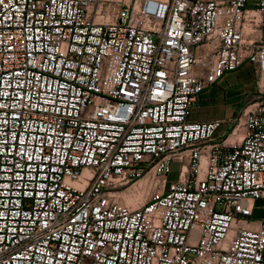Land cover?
I'll use <instances>...</instances> for the list:
<instances>
[{"label":"built area","instance_id":"built-area-1","mask_svg":"<svg viewBox=\"0 0 264 264\" xmlns=\"http://www.w3.org/2000/svg\"><path fill=\"white\" fill-rule=\"evenodd\" d=\"M245 64L264 0H0V264H264V95L190 119Z\"/></svg>","mask_w":264,"mask_h":264},{"label":"rangeland","instance_id":"rangeland-1","mask_svg":"<svg viewBox=\"0 0 264 264\" xmlns=\"http://www.w3.org/2000/svg\"><path fill=\"white\" fill-rule=\"evenodd\" d=\"M203 94L204 97L195 112L205 113L204 115L209 117H223L226 121L216 136L221 134V138H226L237 126L239 116L249 104L261 94L264 95V87L260 84V75L255 67L245 64L239 70L228 74ZM196 115L198 114L196 113ZM178 174L179 165L175 164L173 175L178 177ZM147 178L139 180L123 191L122 201L125 204L137 207L148 200L153 186L151 180ZM259 203L263 205L264 201ZM262 216L264 217V210L260 207L256 210L254 217L257 219Z\"/></svg>","mask_w":264,"mask_h":264},{"label":"crops","instance_id":"crops-1","mask_svg":"<svg viewBox=\"0 0 264 264\" xmlns=\"http://www.w3.org/2000/svg\"><path fill=\"white\" fill-rule=\"evenodd\" d=\"M247 65V64H246ZM204 97V94L203 95H201V97H200V99L196 102V104H195V106H194V108H193V110H192V113H191V116H190V119L191 120H193V121H205V120H209V119H212V118H223V117H221V116H218V117H209V116H205L204 114L205 113H202V112H195L196 111V107H198V106H200V101H201V99ZM196 113L198 114V115H196ZM195 114V115H194ZM219 136H221V134H219ZM169 179L171 180V181H174V180H176L177 179V177L176 176H174L173 175V172L170 174V176H169ZM258 220H261V219H263V216L262 217H258L257 218Z\"/></svg>","mask_w":264,"mask_h":264},{"label":"bare ground","instance_id":"bare-ground-1","mask_svg":"<svg viewBox=\"0 0 264 264\" xmlns=\"http://www.w3.org/2000/svg\"><path fill=\"white\" fill-rule=\"evenodd\" d=\"M146 178H147V177H146ZM147 179H148V178H147ZM147 179H146V180H147Z\"/></svg>","mask_w":264,"mask_h":264}]
</instances>
